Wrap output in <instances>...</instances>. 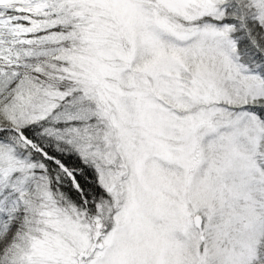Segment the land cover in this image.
I'll use <instances>...</instances> for the list:
<instances>
[{
	"label": "snow or ice",
	"instance_id": "obj_1",
	"mask_svg": "<svg viewBox=\"0 0 264 264\" xmlns=\"http://www.w3.org/2000/svg\"><path fill=\"white\" fill-rule=\"evenodd\" d=\"M0 264H264V0H0Z\"/></svg>",
	"mask_w": 264,
	"mask_h": 264
},
{
	"label": "trees",
	"instance_id": "obj_2",
	"mask_svg": "<svg viewBox=\"0 0 264 264\" xmlns=\"http://www.w3.org/2000/svg\"><path fill=\"white\" fill-rule=\"evenodd\" d=\"M89 179H91V177H89Z\"/></svg>",
	"mask_w": 264,
	"mask_h": 264
}]
</instances>
